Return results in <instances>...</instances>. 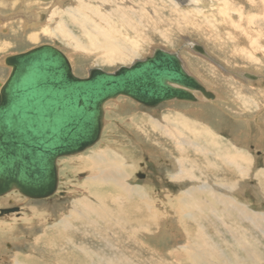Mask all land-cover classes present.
<instances>
[{
    "label": "rangeland",
    "instance_id": "obj_1",
    "mask_svg": "<svg viewBox=\"0 0 264 264\" xmlns=\"http://www.w3.org/2000/svg\"><path fill=\"white\" fill-rule=\"evenodd\" d=\"M101 1H91L96 14L105 10ZM226 1L237 14L224 18L216 28L214 18L203 20L207 8L198 13L205 5L197 8L180 2L179 11L169 0L156 1L158 13L152 14V3L135 16L127 14L126 27L103 14L96 15L100 26L86 23L80 9L87 0H58L50 7L51 1L41 4L40 9L46 11L39 18L47 17L37 26L28 18L38 13H22L37 2L15 0L2 5V10L22 8L6 14L8 22L0 26V62L5 56L49 44L67 56L75 76L84 78L93 68L111 73L128 67L149 56L154 47L175 51L183 41L195 40L224 61V68L246 66L264 75V0ZM215 7L216 17H221L222 6ZM244 12L251 15L252 26L241 24L239 17ZM76 14L86 31L74 25L80 22ZM55 20L65 24L64 30L56 28ZM248 34L252 42L256 40L257 50L251 47ZM106 47L112 59L103 51ZM182 53L192 59V75L217 95L216 100L200 104L170 101L155 108L127 97L106 102L99 141L78 155L57 161L58 187L52 197L26 200L12 192L16 202L0 204V209L18 208L13 210L15 216L11 214L14 218L0 216V264H27L28 259L30 264H264V80L240 86L230 81V74L191 57L197 55ZM98 54L109 62H97ZM9 71L0 65V82ZM101 150L112 155V162L104 161L113 169L109 171H117L114 178L100 179L96 175L106 164L101 162L94 170L95 163L87 160ZM116 162L121 163L120 169L113 167ZM237 165L245 174L243 170L237 173ZM91 174L94 177L88 179ZM85 178L97 190L82 185ZM209 178L217 185L210 183L200 190ZM99 179L106 184L97 185ZM187 190L193 192V200L182 209L179 201ZM84 198L90 199L83 201L85 206ZM90 204L100 210H90Z\"/></svg>",
    "mask_w": 264,
    "mask_h": 264
},
{
    "label": "water",
    "instance_id": "obj_2",
    "mask_svg": "<svg viewBox=\"0 0 264 264\" xmlns=\"http://www.w3.org/2000/svg\"><path fill=\"white\" fill-rule=\"evenodd\" d=\"M192 48L205 56L199 45ZM5 64L10 72L0 84V196L12 190L35 200L52 196L56 161L97 143L107 101L127 97L154 108L173 100L194 102L193 92L212 97L175 53L160 48L111 73L90 69L84 78L48 44L8 56Z\"/></svg>",
    "mask_w": 264,
    "mask_h": 264
},
{
    "label": "bare ground",
    "instance_id": "obj_3",
    "mask_svg": "<svg viewBox=\"0 0 264 264\" xmlns=\"http://www.w3.org/2000/svg\"><path fill=\"white\" fill-rule=\"evenodd\" d=\"M6 0H0V3H4ZM9 3L12 1V0H7ZM13 1H15V0H13ZM35 2H37V4L38 5H29V6H27L26 7V10L25 11H22V13L23 14H30V12H32L33 10L35 11V14H37V15H34V16H29V18H28V22L29 23H31V25H37V26H39V25H42V23H41V19L39 18V16H40V13H42L43 11H46L45 9L43 10H41L40 8H42V7H40L41 6V4H51L52 3V5L50 6V7H53L54 5H55V3H56V1H58V0H51V1H53V2H47V1H42V0H34ZM42 1V2H41ZM92 0H87V3L86 4H84V3H82L81 5H82V7H81V9H80V15L81 16H83V17H86V23L87 22H92V23H96L98 26H100V23H99V21H97V19H96V15H99V14H103L108 20L112 17H115V19L116 20H118V21H120V23L124 26V27H126V24H127V21H126V15L127 14H130V15H133V16H135V14H138V13H140V11L141 10H144V9H149L150 7H152V3H153V5H154V8H155V10H153L152 11V14H155V13H158V9H156V6H159L157 3H156V1H158V0H149V1H147V2H145L144 1V3L142 2V0H140V1H137L136 2V4L134 3V1H131V0H119L120 1V5H118V0H104V2H102L101 1V3L104 5V7H105V10L103 11V12H100L99 14H96L95 13V11H94V3H92L91 2ZM205 2V4H203L204 2ZM8 2H5V3H8ZM128 2L129 3H131L130 5H128ZM161 2V6L163 7L164 6V3L162 2V1H160ZM169 2L171 3V4H173V7L174 6H176V9L177 10H179L178 8H180V5H179V3L181 2L182 4H184L185 2L186 3H190L189 5H196L195 7H203V5H205L204 6V8H201L200 9V11H198V13H200V12H202L204 9H206L207 8V12L205 13V11H203L204 12V19L203 20H207L208 21V18L209 17H212V19L214 18V20H212L213 21V25H215L216 26V28L218 27V28H220V26H222V21L224 20V18H230V15L231 14H233L234 13V16L237 14V11H234V8H232L231 6V3H228L226 0L223 2V3H221L219 0H209L208 1V3H207V0H201V1H199V0H195V1H192L191 2V0H169ZM179 5V6H178ZM30 6H32V8L31 9H29V7ZM73 6L74 5H72L71 7H69V8H73ZM88 6H90V7H88ZM215 6H222V8H221V17L219 16V17H216L217 15H215V13H214V9H216L217 7H215ZM160 7V6H159ZM113 8V9H112ZM164 8V7H163ZM257 9H261V6H259V7H256ZM181 9V8H180ZM195 9V8H194ZM62 10H63V7H62ZM86 10V11H85ZM176 10V11H177ZM180 11V10H179ZM175 12V11H174ZM182 12V11H181ZM176 13V12H175ZM44 15V14H43ZM77 15V19H76V21H80L81 19H80V16H79V14H76ZM129 15V16H130ZM46 17H47V14L45 15V18L44 19H46ZM129 18V17H128ZM6 19H8L7 18V15H4V14H0V26L1 25H3V24H5L6 22H8ZM44 19H42V20H44ZM242 19V22H241V24L243 25V26H245V27H249V26H252V17H251V15L250 14H247V13H243V15L241 16V17H239V20H241ZM131 20V19H130ZM211 21V22H212ZM204 22V21H203ZM82 23H83V21H80V22H74V25H76L78 28H82V29H85V31H86V27L84 26V24L82 25ZM54 25L55 26H57L56 28L58 29V28H62L63 30H64V26L63 25H65V24H63V23H60V22H58V20H55V22H54ZM140 25V24H139ZM196 27V26H195ZM138 28V26L136 27V29ZM3 29L2 28H0V32L2 31ZM203 30H204V28H203ZM206 30V29H205ZM66 33H67V26H66V31H65ZM65 32H63V34H64V36L66 37V38H69L68 36L69 35H66V33ZM206 32V31H205ZM211 33V32H210ZM256 33V32H255ZM69 34V33H68ZM203 34V33H202ZM71 36H72V38H75L74 37V35L73 34H70ZM86 35H91L89 32H87L86 33ZM113 35V34H112ZM210 35V34H209ZM203 36V35H202ZM89 37V36H88ZM206 37V36H205ZM249 39H250V44H251V47H253V46H256V47H254V49L255 50H257V43H256V40H254L253 39V42H252V36L250 35V34H248V36H247ZM76 38H77V40H79L80 41V39H79V37H77L76 36ZM88 39V38H87ZM205 39V38H204ZM109 40H111V41H113V42H116L117 41V38L116 39H114V37H109ZM90 41H91V39H90ZM72 42V41H71ZM73 43V42H72ZM91 43V42H90ZM49 45V44H48ZM72 45V44H71ZM91 45V47L93 48V50L94 51H96L95 50V48H94V43H91L90 44ZM193 45H199L201 48H202V50L205 52V56L204 55H201L198 51H195L193 48H192V46ZM262 46V45H261ZM55 47V46H54ZM156 48H160V49H162V50H165V51H168V52H170V53H175L176 55H177V57L179 58V60L181 61V63H182V66H183V68H184V70H185V72L188 74V75H190V76H192V77H194L193 75H192V69H191V67H190V63H189V61L190 60H192L191 58H190V60H188L187 58H184L183 57V53H182V51L183 50H185V51H187V53L188 52H190V54L191 55H197V57H193V56H191L193 59H199V60H201L202 62H204V63H206L207 65H211L210 67L211 68H214V66L215 67H218L220 70H223L224 72H226V73H228V74H230V76H232L233 78H230V77H228L229 79H230V81H232L233 80V83L234 84H236V82H238L237 84H241L240 86H242V84L244 85L245 83L247 84L249 81H251L252 83L253 82H257L256 84H258V83H260L261 81H263L264 80V75L262 74V73H259V72H261V71H257V69H256V71L254 70V71H251V70H249L246 66H241V67H235V68H232L231 70L230 69H226V68H224L222 65H224L225 67L227 66V64L224 62V61H222L221 59H219L215 54H213L210 50H208V48H207V46L205 45V44H201V43H198L197 41H195V40H192V41H188V40H185V41H183V44L178 48V49H176L175 51H169V50H166V49H164V47H162V46H159V47H154V48H152L151 49V53H150V55L152 54V52H153V50L154 49H156ZM263 48V47H262ZM58 49V48H57ZM103 51H106L107 53H105L110 59H112V57H113V53L106 47V48H104L103 49ZM264 51V50H263ZM242 56L244 55L245 57V59L246 60H248L249 61V55H248V53L247 52H243V53H240ZM240 54H239V56H240ZM65 55V54H64ZM8 56H5L4 58H3V60L0 62V65L1 66H4V64H5V59L7 58ZM65 57H66V59H67V56L65 55ZM98 59V61L97 62H109V61H106V60H102L100 57H99V54H98V56H96ZM68 60V62H69V59H67ZM72 63V62H71ZM217 63V64H216ZM69 64H70V62H69ZM132 64V63H131ZM130 64V65H131ZM222 64V65H221ZM5 66H7L6 64H5ZM8 68H9V70H10V67L9 66H7ZM70 67H71V65H70ZM71 69H72V67H71ZM234 70V71H233ZM89 71V70H88ZM251 71V72H250ZM10 72V71H9ZM73 72V71H72ZM191 73V74H190ZM244 73H247L248 75H251V76H256V79H251V78H246V77H244L245 76V74ZM87 74H88V72H87ZM197 81H198V78H196V77H194ZM228 78H226L225 77V79H228ZM235 80H236V82H235ZM241 81H243V82H241ZM247 81V82H246ZM199 82V81H198ZM200 83V82H199ZM251 83V85H253ZM0 84H3V82H0ZM201 84V83H200ZM202 85V84H201ZM248 85H250V83L248 84ZM202 87L205 89V91L206 92H208V93H211V95H212V97H211V99H207V98H205L200 92H193V95H194V97H195V101L194 102H190V103H195V104H200V103H205V102H207V101H210V100H216V98H217V95H215L214 93H212V92H210L208 89H206V87H204V85H202ZM236 87V86H235ZM248 87V86H247ZM249 88V87H248ZM264 90V89H263ZM259 91V90H258ZM264 92V91H263ZM216 93V92H215ZM261 93V92H260ZM260 93H258V94H260ZM263 94V93H262ZM257 95H255V97H256ZM264 96V95H263ZM263 96H261V97H263ZM259 97V96H258ZM260 98V97H259ZM114 100V99H113ZM262 100V99H261ZM111 101V100H110ZM174 101H178V100H173V101H171V102H174ZM247 101V100H246ZM108 102V101H107ZM168 102H170V101H168ZM182 103L183 102H187V101H181ZM165 103H167V102H165ZM241 103H243V102H241ZM240 103V104H241ZM247 103V102H246ZM136 104H138V103H136ZM161 104H163V103H161ZM264 104V103H263ZM139 105V104H138ZM160 105V104H159ZM157 107V106H156ZM147 108V107H146ZM155 108V107H154ZM261 109V108H260ZM258 110H259V108H258ZM263 110V109H262ZM104 106H103V125H102V129H103V126H104V122H105V118H104ZM247 119V118H246ZM172 129V128H171ZM170 129V130H171ZM101 133H102V131H101ZM100 136H101V134H100ZM100 139V138H99ZM99 141V140H98ZM97 141V142H98ZM187 141V140H186ZM232 148L234 149L233 151H235V152H237L236 150H235V148L232 146ZM254 151L256 152V150H255V147H254ZM108 150H101V152H98L96 155V157H94V158H91V157H89L87 160H88V162H90V161H92V163H95V166L93 167V169L94 170H98L99 169V165L100 166H102V164H103V162H104V164H106L105 165V170H103V171H101L100 172V174H97L96 176L97 177H99L100 179H107V178H114V176H115V174L117 173V171H114V172H112V171H109V170H113L112 168L110 169V168H108L109 166H110V164H108L107 162H105L104 161V159H106V160H109V161H111L110 160V158H109V156H112V155H109L108 154ZM211 152V151H210ZM82 153V152H81ZM201 153H206V151L204 150V149H202V151H201ZM260 153V152H259ZM80 154V153H79ZM261 154V153H260ZM78 155V154H77ZM74 156V155H73ZM69 157V156H68ZM60 159V158H59ZM58 159V160H59ZM57 160V161H58ZM87 160H84V162H86ZM57 161H56V165H57ZM228 162H231V160H227ZM102 162V164H100ZM112 162V161H111ZM190 163H192V162H190ZM120 164L121 163H119V162H116V163H113V167L117 170V169H120ZM57 169H58V166H57ZM236 169H237V173H241V171L243 170V173L245 174V170L243 169V168H241L239 165H237L236 166ZM246 169V168H245ZM183 170V169H182ZM241 170V171H240ZM58 171V170H57ZM202 174H204V173H202ZM83 175V174H82ZM82 175H80V177H78V179H81L82 178ZM91 177H94V175L93 174H91L90 175V177H88V179H90ZM120 178L122 179V182L123 183H125V179L122 177V176H120ZM207 178V177H206ZM87 178H85L84 180H83V182H80V183H82V185H84V186H89L88 188L90 189V188H93L94 190H97V188H95V187H92L91 186V184H88L87 183V180H88ZM97 180V185H104V184H106V183H104V181L103 180ZM207 181V183H209V184H207L206 183V185H205V183H204V185L200 188V190H205L206 189V187L207 186H212V185H217V183L216 182H214V183H212L213 181H214V179H212V178H209V179H207L206 180ZM113 182H116V180H114ZM212 185H211V184ZM126 184V183H125ZM234 186V185H233ZM57 187H58V180H57ZM12 192H17L18 194H20L18 191H16V190H12V191H10V192H8V193H6V194H4L3 196H5L4 198H2L1 200H0V204H5L6 202H7V204H13L14 202H16L15 201V197H14V195H15V193H12ZM57 192V188H56V190H55V192H54V194ZM10 193V194H9ZM7 194H9L8 196H7ZM53 194V195H54ZM93 195H94V193H92ZM21 195V194H20ZM52 195V196H53ZM24 199H26V200H35V199H29V198H26L25 196H23V195H21ZM52 196H50V197H52ZM192 196H193V192L191 191V190H187V191H184V192H182V198H181V200L179 201L180 202V204H182V209H185L184 207H185V205L187 206V204H189V203H192V201L191 200H193L192 199ZM0 197H2V196H0ZM49 197V198H50ZM47 199V198H46ZM40 200V199H39ZM88 200H90L89 198H84V200H82V205L83 206H85V203H83V201H85V202H87ZM200 203H202V202H200ZM8 206V205H7ZM89 207V209L91 210L92 208L93 209H95L96 211H98V210H100L99 208H96V207H93V205H89L88 206ZM5 208H8V207H6L5 206ZM18 209V208H17ZM98 209V210H97ZM15 211H13V212H11V213H9V214H5V215H11V214H14V216H15V214H17V213H14ZM102 212L103 213H105L106 212V210H102ZM107 214H108V212H107ZM5 215H3V216H5ZM2 216V217H3ZM20 216H23V214H20ZM9 217H11V218H14L12 215L11 216H9ZM17 219H20V218H18L17 217ZM185 238V237H184ZM47 242L48 243H50V240L49 239H47ZM213 248V247H212ZM187 257V256H186ZM211 259H215L214 257H213V255H211V257H210ZM179 259H183V260H185V258H179ZM30 259H28L27 260V264H30Z\"/></svg>",
    "mask_w": 264,
    "mask_h": 264
},
{
    "label": "crops",
    "instance_id": "obj_4",
    "mask_svg": "<svg viewBox=\"0 0 264 264\" xmlns=\"http://www.w3.org/2000/svg\"><path fill=\"white\" fill-rule=\"evenodd\" d=\"M44 1H46V0H44ZM50 1V0H49ZM5 2H8L7 0L5 1ZM4 2V3H5ZM12 3H13V0L11 1ZM42 2V1H41ZM4 3H1V5H0V10H2V5L4 4ZM9 3V2H8ZM9 6V5H8ZM12 6V5H11ZM19 8H22V7H15V6H12V7H10L9 6V8L7 7V8H4L3 10H2V13L4 14V15H11V14H13V13H15V12H17L18 11V9ZM41 18L42 19H44V17L41 15ZM42 22L43 21H45V19L44 20H41Z\"/></svg>",
    "mask_w": 264,
    "mask_h": 264
},
{
    "label": "flooded vegetation",
    "instance_id": "obj_5",
    "mask_svg": "<svg viewBox=\"0 0 264 264\" xmlns=\"http://www.w3.org/2000/svg\"><path fill=\"white\" fill-rule=\"evenodd\" d=\"M14 206H9L8 208H4V209H0V211H2V210H10V209H15V207L13 208ZM17 209V208H16ZM11 212H13V211H11ZM11 212H9V213H11ZM9 213H7V212H4V213H1L0 212V216H3V215H5V214H9Z\"/></svg>",
    "mask_w": 264,
    "mask_h": 264
}]
</instances>
